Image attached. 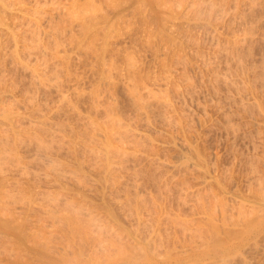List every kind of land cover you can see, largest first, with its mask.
Returning <instances> with one entry per match:
<instances>
[{
	"label": "rangeland",
	"instance_id": "obj_1",
	"mask_svg": "<svg viewBox=\"0 0 264 264\" xmlns=\"http://www.w3.org/2000/svg\"><path fill=\"white\" fill-rule=\"evenodd\" d=\"M0 112V264L225 238L264 211V0H0Z\"/></svg>",
	"mask_w": 264,
	"mask_h": 264
},
{
	"label": "bare ground",
	"instance_id": "obj_2",
	"mask_svg": "<svg viewBox=\"0 0 264 264\" xmlns=\"http://www.w3.org/2000/svg\"><path fill=\"white\" fill-rule=\"evenodd\" d=\"M136 90V89H135ZM132 91H133V89H132ZM137 91V90H136ZM136 93V92H135ZM138 93V92H137ZM153 93V92H152ZM157 94V93H156ZM135 95V94H134ZM138 95V94H137ZM153 95H154V93H153ZM2 107H3V105H2ZM4 110V109H3ZM0 114H1V112H0ZM5 114V113H4ZM113 114V113H112ZM111 115V114H110ZM4 116V115H3ZM118 116V115H117ZM115 117V116H114ZM119 117V116H118ZM112 118V117H111ZM9 119V118H8ZM107 119H108V117H107ZM111 120H114V119H111ZM119 120V119H118ZM120 120H121V118H120ZM108 122V121H107ZM115 122H116V120H115ZM119 122V121H118ZM125 122V121H124ZM2 125V124H1ZM106 125H107V123H106ZM109 125V124H108ZM123 125V124H122ZM110 126H113V125H110ZM124 126V125H123ZM108 127V126H107ZM118 128V127H117ZM128 129V128H127ZM120 130V129H119ZM122 130V129H121ZM123 130H124V128H123ZM131 130V129H130ZM117 131V130H116ZM123 132V131H122ZM126 132H127V130H126ZM132 132V131H131ZM113 133V132H112ZM118 133V132H117ZM121 133V132H120ZM138 133V132H137ZM2 135V134H1ZM113 135V134H112ZM111 136V135H110ZM119 136V135H118ZM122 136V135H121ZM120 136V137H121ZM95 137V136H94ZM97 137V136H96ZM96 137H95V140L97 141V139H96ZM98 138V137H97ZM108 138V137H107ZM109 138H111V137H109ZM123 138V137H122ZM99 140V139H98ZM101 140V139H100ZM105 140V139H104ZM176 140V139H175ZM5 141V140H4ZM106 141H107V139H106ZM109 141V140H108ZM105 142V141H104ZM96 144V143H95ZM99 144H100V142H99ZM113 143H111V144H107V145H105L106 147H107V150L109 149V147H112L113 145H112ZM139 144V143H138ZM100 145H103V144H100ZM114 145H116V144H114ZM94 146V145H93ZM104 146V147H105ZM117 146V145H116ZM176 146V145H175ZM106 147L104 148V150H106ZM125 147V146H124ZM4 148H5V146H4ZM97 148V147H96ZM115 148V147H114ZM113 148V150H115ZM118 148V147H117ZM93 149V148H92ZM95 149V148H94ZM102 149V148H101ZM111 149V148H110ZM137 149V148H136ZM1 150V149H0ZM3 151H4V149H2ZM1 150V151H2ZM118 150V149H117ZM123 150V149H122ZM2 151V152H3ZM92 151V150H91ZM103 151V150H102ZM108 151H110V150H108ZM125 151V150H124ZM181 151V150H180ZM106 152V156H107V151H105ZM111 152V151H110ZM1 153V152H0ZM141 153V152H140ZM112 154H113V152H112ZM122 154V153H121ZM127 154H128V152H127ZM137 154V153H136ZM183 154V153H182ZM94 155V154H93ZM104 155V154H103ZM124 155H126V153H124ZM101 156V155H100ZM105 156V157H106ZM114 156V155H113ZM111 157V156H110ZM120 157H121V155H120ZM125 157V156H124ZM99 158V157H98ZM103 158V157H102ZM102 158H101V160H102ZM100 159V158H99ZM186 160V159H185ZM108 161H109V159H108ZM111 161V160H110ZM124 162H126V161H124ZM106 164H107V162H105ZM110 163V162H109ZM182 163V162H181ZM117 164V163H116ZM115 164V165H116ZM123 164V163H122ZM112 165H114V163L112 164ZM125 165V164H124ZM176 165V164H175ZM119 166V165H118ZM179 166V165H178ZM117 168V167H116ZM119 168V167H118ZM135 168V167H134ZM172 168H175L174 166L172 167ZM177 168V167H176ZM109 169V168H108ZM109 172V171H108ZM113 172H115V171H113ZM110 173H111V171H110ZM133 174V173H132ZM261 177V176H260ZM114 180V179H113ZM264 180V179H263ZM260 181H262L261 179H260ZM264 182V181H263ZM263 182H260L257 186H259L257 189H256V193L255 194H257V197L259 198V200H261V201H259L260 203H264V183ZM115 183V182H114ZM253 188V187H252ZM254 191H252V193H253ZM4 193H5V191H4ZM3 194V193H2ZM7 196H9V195H7ZM220 196V195H219ZM222 197V196H221ZM226 197V196H225ZM7 199V198H6ZM209 199V198H208ZM216 199V198H215ZM225 199V198H224ZM8 200V199H7ZM228 201V200H227ZM236 201H237V199H236ZM243 201V200H242ZM241 201V202H242ZM3 202V201H2ZM139 202V201H138ZM206 202V201H205ZM225 202H226V200H225ZM240 202V201H239ZM248 202V201H247ZM217 203V202H216ZM221 203H223V205H221ZM221 203H220V205L219 206H226V204L224 203V202H222V200H221ZM227 203V202H226ZM243 203H244V201H243ZM3 204V203H2ZM7 204V203H6ZM142 204V203H141ZM214 204V203H213ZM212 204V205H213ZM239 204V203H238ZM242 204V203H241ZM145 205V204H144ZM208 205H210L211 206V204H208ZM3 206H5V205H3ZM135 206V205H134ZM252 206V205H251ZM254 206V205H253ZM252 206V207H253ZM261 206V205H260ZM145 207V206H144ZM207 207V206H206ZM205 207V208H206ZM242 207H243V205H242ZM256 207V206H255ZM255 207H253V209L255 208ZM261 207H263L264 208V206H261ZM260 207V208H261ZM3 208V207H2ZM6 208V207H5ZM147 208V207H146ZM216 208V207H215ZM221 208V207H220ZM231 208H233V207H231ZM239 208H240V206H239ZM248 208V207H247ZM251 208V207H250ZM211 209V208H210ZM222 209H224V207L222 208ZM234 209V208H233ZM242 209V208H241ZM245 209V208H244ZM252 209V210H253ZM258 209V208H257ZM53 210V209H52ZM239 210V209H238ZM260 211H262V210H264V209H259ZM215 211V210H214ZM222 211V210H221ZM241 210H239V212H238V214H240V213H242V214H244V215H242L241 214V216H242V219H244V222L242 223L241 222V218L238 216V218H240V222L242 223V227L240 228V229H238L237 230V228H235V230L233 229V230H228V229H230V228H228V229H224V230H227V231H225L226 233H225V238L223 237L222 238V236H224V235H220L221 234V231L219 230V228L221 227H217V226H219L218 225V223L216 224L215 223V219L213 218V220H214V222H213V220H212V218H211V220H212V223H211V227L212 228H214L213 229V235L212 234H209L210 236L209 237H207V240L206 241H203L204 242V244L201 246L200 245V243H199V245L200 246H196L195 244L193 245L191 242V244L189 243V242H182V243H180L179 242V244H176V243H174L173 241L176 239V238H174V240L172 241L173 243H174V245H173V247L171 248V245L170 244H168L169 246H170V248H168V247H166V249H162V251L160 250V248L162 247V245H160L161 247H158L157 246V241H155L156 240V238H154V240H153V238H151V240H153V241H155V247L153 246V244L152 245H150L149 246V244L148 243H139L138 245H139V247H138V245L136 246V248L135 249H137V247L138 248H141L140 250H141V252H140V254H135V255H133V254H130V253H127V251H129V250H126V251H124V249L123 248H125V246L122 248L121 246L119 247L118 245V247L114 244V246L117 248L115 251H116V253L115 254H109V252H108V255H107V257L105 258H103L102 259V257L100 258L99 256L97 257L96 255H94V256H96L91 262H88V263H85V264H198V263H196L195 261H202V262H205V260H210V262H211V264H229L231 261H233L238 255L240 256V255H242V254H244L245 255V253H243V250H244V248H246L247 249V247L249 246V245H253L254 244V246L256 247V245L255 244H257V243H254L255 242V240L254 239H256V242H258V240L259 239H257V237H259L262 233H263V235L262 236H260V238L261 237H263L264 236V211H262V213H258L257 211L258 210H256V212L254 211V213H256L254 216H253V214L254 213H252V215H251V211H250V213H249V211L247 212V210H246V213H248L247 215L249 216V217H247L246 215H245V213H244V211H242V212H240ZM211 212V211H210ZM223 212V211H222ZM225 212V211H224ZM212 213V212H211ZM258 213V214H257ZM224 214V213H223ZM237 214V215H238ZM251 215V216H250ZM0 216H1V214H0ZM54 216V215H53ZM56 216V215H55ZM76 216V215H75ZM92 216V215H91ZM168 216V215H167ZM245 216V217H244ZM80 217V216H79ZM89 217H90V215H89ZM207 217V216H206ZM209 217V216H208ZM237 217V216H236ZM71 218H73V217H71ZM78 218V217H77ZM76 218V219H77ZM171 218V217H170ZM182 218V217H181ZM237 218V219H238ZM66 219V218H65ZM79 219H81V218H79ZM91 219V218H90ZM89 219V221H91ZM167 219V218H166ZM172 219V218H171ZM175 219V218H174ZM74 220V219H73ZM141 220V219H140ZM176 220H179L178 218L176 219ZM175 220V221H176ZM186 220V219H185ZM69 221V220H68ZM71 221V220H70ZM96 221V220H95ZM167 221V220H166ZM165 221V222H166ZM172 221V220H171ZM180 221H182V222H179V224H180V226H182V227H184V228H186L187 227V221L186 222H183L184 220L183 219H181ZM190 221V220H189ZM210 221V220H209ZM231 221V220H230ZM238 221H239V219H238ZM243 221V220H242ZM88 222V221H87ZM86 222V223H87ZM99 222V221H98ZM177 222V221H176ZM207 222V221H206ZM10 223V222H9ZM62 223V222H61ZM60 223V224H61ZM64 223V222H63ZM74 223V222H73ZM90 223V222H89ZM225 223V222H224ZM231 223V222H230ZM3 224V223H2ZM14 224V223H13ZM17 224V223H16ZM15 224V226H5L6 227V229H7V231H9L10 233H12V234H15V235H17V236H21V234H22V228H21V224L22 223H18L17 225ZM65 224V223H64ZM92 224H94V223H92ZM91 224V226L93 227L94 225H92ZM88 225V224H87ZM98 225H101V224H98ZM221 225V224H220ZM83 226V225H82ZM103 226V225H102ZM200 226H202V225H200ZM224 226V225H223ZM227 226V225H226ZM96 227H98V229L100 228L99 226H96ZM106 227V226H105ZM188 227H189V225H188ZM194 227V226H193ZM84 228H86V227H84ZM87 228H88V226H87ZM192 228V227H191ZM195 228V227H194ZM200 228V227H199ZM226 228V227H225ZM91 229V228H90ZM90 229H89V231H90ZM100 229H102V228H100ZM189 229L190 228H188V231H189ZM88 230V229H87ZM185 230H187V229H185ZM210 230V229H209ZM222 230V229H221ZM84 231H85V229H84ZM98 231V230H97ZM101 231V230H100ZM123 231V230H122ZM202 231V230H201ZM94 232V231H93ZM96 232V231H95ZM107 232V231H106ZM160 232V231H159ZM190 232H192L191 231V229H190ZM194 232H195V230H194ZM197 232V231H196ZM204 232V231H203ZM24 233V232H23ZM86 233V232H85ZM100 233V232H99ZM197 233H199V232H197ZM222 233H223V231H222ZM91 234V233H90ZM103 234V233H102ZM157 234V233H156ZM162 234V233H161ZM161 234H160V236H161ZM189 234H191V233H189ZM188 234V235H189ZM224 234V233H223ZM93 235V234H92ZM94 235H95V233H94ZM106 235V234H105ZM124 235V234H123ZM128 235V234H127ZM187 235V234H186ZM187 235V236H188ZM204 235V234H203ZM25 236V235H24ZM110 236V235H109ZM111 236H112V234H111ZM110 236V237H111ZM116 236V235H115ZM118 236H119V234H118ZM184 236V235H183ZM191 236V235H190ZM193 236V235H192ZM221 236V237H220ZM73 237V236H72ZM88 237V236H87ZM94 237V236H93ZM131 237V236H130ZM153 237V236H152ZM176 237H178V236H176ZM186 237V236H185ZM195 237V236H194ZM109 238V237H108ZM107 238V239H108ZM120 238V237H119ZM145 238H148V237H145ZM204 238H206V237H204ZM264 238V237H263ZM95 240L94 241H96V243L99 245V244H101L102 243V241H103V239H102V237H101V235L100 236H96L95 238H94ZM170 239V238H169ZM190 239H191V237H190ZM196 239V238H195ZM200 239H201V236H200ZM70 240V239H69ZM87 240H88V238H87ZM150 240V241H151ZM189 240V239H188ZM203 240V239H202ZM201 240V241H202ZM252 240H254L253 242H252ZM71 241V240H70ZM69 241V242H70ZM113 241V240H112ZM111 241V242H112ZM122 241V240H121ZM147 241V240H146ZM148 241H149V238H148ZM149 241V242H150ZM160 241V240H159ZM175 241H177V243H178V241H180V239L178 240H175ZM186 241V240H185ZM196 241V240H195ZM104 242V241H103ZM111 242L109 243V244H111ZM162 242V241H161ZM42 243V242H41ZM106 242H104V244H105ZM120 243V242H119ZM118 243V244H119ZM131 243H133V242H131ZM157 243V244H156ZM165 243H166V241H165ZM193 243H195V242H193ZM198 243V242H197ZM196 243V244H197ZM251 243V244H250ZM253 243V244H252ZM260 243V242H259ZM47 244H48V242H47ZM103 244V243H102ZM107 244V243H106ZM113 244V243H112ZM112 244H111V246L110 247H112ZM122 244V243H121ZM128 244V243H127ZM134 244V243H133ZM132 244V246H135L136 244H134L133 245ZM151 244V243H150ZM45 245H46V243H45ZM73 245V244H72ZM71 245V243H70V245H68L69 247H67V248H69L70 249V246H72ZM79 245V244H78ZM129 245H130V243H129ZM246 245H248L247 247H245ZM53 245H51V247H52ZM113 246V247H114ZM126 246H128V245H126ZM166 246V245H165ZM43 247H45V246H43ZM81 249H82V247L81 246H79ZM93 247H94V245H93ZM112 247V249H115V248H113ZM150 247H152V248H150ZM153 247H154V249H153ZM164 247V246H163ZM250 247V246H249ZM258 247V246H257ZM48 248H49V246H48ZM54 248V247H53ZM65 248V247H64ZM67 248H65V249H67ZM95 248V247H94ZM98 248V247H97ZM104 248V247H103ZM102 248V249H103ZM132 248V247H131ZM165 248V247H164ZM251 248V247H250ZM46 249H47V247H46ZM72 249V248H71ZM70 249V250H71ZM100 249V248H99ZM128 249H129V246H128ZM68 250V249H67ZM73 250V252L75 251L74 250V248L72 249ZM97 250V249H96ZM107 250H108V248H107ZM110 250V249H109ZM51 251V250H50ZM54 251V250H53ZM64 251V250H63ZM99 251V250H98ZM97 251V252H98ZM105 251H106V248H105ZM104 251V252H105ZM136 251H138V249L136 250ZM61 252H62V250H61ZM60 252V253H61ZM66 252V251H65ZM64 252V253H65ZM101 252V251H100ZM112 252V251H111ZM114 252V251H113ZM112 252V253H113ZM134 253H135V251H133ZM245 252V251H244ZM63 253V254H64ZM66 253H68V252H66ZM65 253V254H66ZM75 253V252H74ZM78 253V252H77ZM103 253V252H102ZM69 254V253H68ZM85 254V253H84ZM94 254V253H93ZM100 254V253H99ZM59 255V254H58ZM61 255V254H60ZM67 255V254H66ZM66 255H64V256H66ZM71 255V254H70ZM75 255H76V253L74 254V257H75ZM78 255H79V253H78ZM77 255V256H78ZM83 255V254H82ZM102 255V254H101ZM104 255V254H103ZM102 255V256H103ZM243 255V256H244ZM243 256H241L242 258H243V260H244V258L245 257H243ZM240 257V258H241ZM249 257V256H248ZM67 258H68V255H67ZM71 258H73V257H71ZM71 258H69V259H71ZM52 259V258H51ZM65 259V258H64ZM77 259H79V257L77 258L76 257V260ZM80 259H81V257H80ZM83 259L84 258H82L81 259V262L80 263H84V261H83ZM237 259V258H236ZM247 259H249V258H247ZM54 260V259H53ZM56 260V259H55ZM74 260V259H73ZM242 260V261H243ZM57 262L55 263V264H71L73 261L71 260V262L70 261H68L67 260V262H64V260H63V258H62V256L58 259V260H56ZM80 261V260H79ZM83 261V262H82ZM53 262V261H52ZM77 262V261H76ZM207 262H209V261H207ZM54 263V262H53ZM206 263V262H205ZM49 264H51V263H49ZM204 264V263H203ZM260 264V263H259Z\"/></svg>",
	"mask_w": 264,
	"mask_h": 264
}]
</instances>
